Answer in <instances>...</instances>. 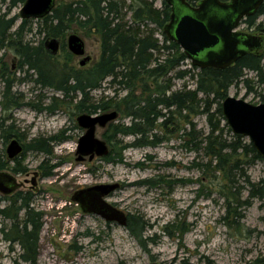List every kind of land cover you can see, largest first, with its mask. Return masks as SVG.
<instances>
[{"label": "rangeland", "instance_id": "1", "mask_svg": "<svg viewBox=\"0 0 264 264\" xmlns=\"http://www.w3.org/2000/svg\"><path fill=\"white\" fill-rule=\"evenodd\" d=\"M69 1L74 0H57V4ZM123 1L120 0L121 3ZM125 1L130 4L129 0ZM149 1L154 2L156 7L162 4V0ZM8 6V1L0 0V14L7 12ZM21 7L12 9L8 17L20 18ZM123 13L128 14L126 7ZM129 19L130 14L126 20ZM20 23L21 18L17 20L16 27ZM33 24L34 28L39 26L37 20ZM71 34H77L84 40L85 56L91 59L84 67H91L100 57L99 39L75 26L68 33L66 44ZM31 38L28 36V39ZM32 39L43 37L36 35ZM59 56V61H63L62 52ZM82 59L74 56L72 64L80 67ZM6 62L10 72L19 80L13 92L22 95L20 97L24 102L31 104L7 110L0 105V125L3 123L5 128L13 126V131L21 136L24 151L14 165L23 171L16 174L12 169L11 174L25 185L21 193L31 191L36 195L31 207L42 214L36 264H256L264 256V208L259 200L250 199V188L240 171L232 175L233 192L239 191L241 203L248 200L251 203L244 207L233 203L243 215L241 220L232 214L227 215L228 205L224 195L231 184L223 175H213L212 168L208 172L206 168L204 171L193 167L197 163H207L208 159L202 151L187 152L181 133L157 147L127 149L124 162L120 164H109L101 159L77 162L78 141L84 131L77 125V115L72 113L74 110L37 111L47 106L51 97H59L60 94L51 88L36 86L31 77H27L26 69H18L19 60L15 55L9 53ZM245 75V79L252 81L255 92L248 94L241 81L229 90V96L258 105L261 95H264V84H258L255 73ZM190 84L193 85V82L190 81ZM183 85L184 81H176L175 89ZM114 90L108 79L92 95L97 99L104 95L113 97ZM124 95L125 92L120 93L121 97ZM123 122L128 124L129 120ZM195 122L200 134L208 131L206 117L200 116ZM105 130H97V137L104 141ZM58 135L66 140L50 143L53 150L50 157L25 149L33 139ZM233 135L231 131L225 137L231 141ZM244 139L250 143L248 138ZM11 140L5 143L0 131V157L5 160ZM122 140L129 144L134 137ZM43 163L54 167L51 176H43L44 170L40 168ZM244 170L251 183L258 184L264 178L263 162L250 163L244 166ZM37 174L40 176L38 190L34 191L31 182ZM106 183L121 185L120 190L106 199L107 202L127 216L137 215L148 223L144 246L126 228L106 222L99 216L84 214L72 201L76 191ZM3 207L5 204L0 202V210ZM23 217L24 212H21L18 218L21 220ZM13 229V220L0 215V264H28L21 258L25 252L20 243L12 241L15 236Z\"/></svg>", "mask_w": 264, "mask_h": 264}, {"label": "trees", "instance_id": "2", "mask_svg": "<svg viewBox=\"0 0 264 264\" xmlns=\"http://www.w3.org/2000/svg\"><path fill=\"white\" fill-rule=\"evenodd\" d=\"M3 1L9 2L8 11L0 14V105L4 110L30 104L24 102L20 97L22 95L13 92L19 80L10 72L6 62L10 53L19 60L18 69H26L27 77H31L36 86L40 89L51 88L60 94L59 97H51L50 103L37 111L52 113L71 108L74 110L73 115L75 113L77 116L83 113H119L118 120L110 123L105 130L109 154L101 160L109 164L123 163L127 149L157 147L181 133L187 152L202 151L208 159L207 163H197L193 167L204 171L206 168L208 172L212 168L213 175H223L231 184L224 195L228 205L227 215L232 214L241 220L243 215L233 203L242 207L251 204L250 200L241 203L239 191L233 192L232 175L235 171H240L241 177L245 178L250 188V199L259 200L264 208V178L258 184L251 183L244 170V166L250 163H264V158L251 142H245V137L233 135L231 141L225 137L232 130L222 110L229 90L239 82L244 83L248 94L255 92L252 81L244 78L245 70H252L258 78V84H264L262 58L251 65L238 63L222 70L192 67L180 46L164 34L171 14L164 1L160 7L149 0H129V5L125 0L122 3L120 0L59 2L52 14L37 20V28H34V20H21L16 27L20 18L8 17L12 9L23 5L26 0ZM124 7L130 14L129 20H126L128 14L123 13ZM75 26L100 41V57L91 67H76L72 64L74 55L68 52L66 37ZM261 28L264 29V24ZM33 34L43 39L34 40ZM28 36L32 38L28 39ZM52 38L62 42L63 61H59V55L52 56L45 48V41ZM108 79L115 89V95L95 98L92 93L100 90ZM176 81H184L183 87L175 89ZM121 92H125L122 97ZM261 101L264 103V95H261ZM200 116L206 117L209 128L203 134L196 129L195 120ZM123 120H129V123L125 124ZM0 131L6 143L10 139L22 141L19 133L13 131V126L5 128L1 123ZM129 136L134 137V141L124 143L122 138ZM65 140L61 135L33 139L26 144L25 149L50 157L53 155L50 143ZM5 166L1 157L0 169ZM40 168L44 170L43 176L49 177L54 167L43 163ZM11 169L16 174L23 171L17 165ZM33 199L32 193H19L14 197L10 209L3 212L5 216L10 214L14 222L12 233L15 236L12 241L20 243L25 252L21 258L28 264H36L43 226L42 214L31 207ZM21 212H24V217L19 220ZM148 227L143 218L128 215L126 229L142 246ZM256 264H264V256Z\"/></svg>", "mask_w": 264, "mask_h": 264}, {"label": "water", "instance_id": "3", "mask_svg": "<svg viewBox=\"0 0 264 264\" xmlns=\"http://www.w3.org/2000/svg\"><path fill=\"white\" fill-rule=\"evenodd\" d=\"M165 2L172 6L173 13L170 22L164 27V34L180 46L192 66L205 70L225 69L251 49V38L233 33V30L242 18L253 15L264 0H231L227 4L220 0H203L196 9L190 8L186 0ZM56 5L57 0H26L21 7L20 18L41 20L52 14ZM44 45L52 56H58L61 52V41L57 38L47 39ZM255 45L261 46L259 42ZM67 48L74 56L83 57L81 67L90 62V57L85 56V42L77 34L69 35ZM222 110L232 132L248 138L264 158V103L253 105L243 99L228 96L222 103ZM118 118L117 111L77 116V125L84 131L78 141L77 162L87 159L92 162L95 158L101 159L109 154V146L97 137V130L107 128ZM23 151L20 141L12 139L7 148L8 158L14 160ZM33 185L36 186L34 182ZM21 186L14 175L0 172V193L10 195ZM120 188L119 183L93 185L76 191L72 201L79 205L84 214L96 215L106 222L126 228L127 214L106 200Z\"/></svg>", "mask_w": 264, "mask_h": 264}, {"label": "flooded vegetation", "instance_id": "4", "mask_svg": "<svg viewBox=\"0 0 264 264\" xmlns=\"http://www.w3.org/2000/svg\"><path fill=\"white\" fill-rule=\"evenodd\" d=\"M162 1L165 2V0H162ZM202 1L203 0H186V3L188 4V6L190 8L196 9V8H198L199 4ZM220 2L223 3V4H227V3H230L231 0H220ZM167 6L171 10L170 19H169V22H170L171 15L173 13L172 12V6L171 5H168V4H167ZM262 10H264V3L259 7V9L253 15H251V16H245L244 18H242L239 21L237 28L233 30V33L242 34L244 36L250 37L251 38L252 47H251L250 50H247L244 54H242L241 56H239L238 60L236 62H234L229 67L235 66L238 63H243V64L251 65L254 61L258 60L259 58H262V66H263V64H264V29L261 28V26L264 24V14H263L264 12L262 13L261 12ZM257 42L260 43V45H261L260 47L255 45V43H257ZM192 67H194V66H192ZM229 67H227V68H229ZM220 70H222V69H220ZM244 73L246 74V73H254V72L252 70L247 69V70H245ZM262 103L263 102L261 101L260 104H262ZM7 148H8V146H7ZM6 154H7V149H6ZM6 154L4 153V157H6ZM5 159H3V157H2V160H4L6 166H5V168L0 169V172H9L11 174V172H12L11 170L12 169L9 168V165L10 166L11 165H14L16 159L10 160L8 158V154H7V160H5ZM95 159H100V158H95ZM15 177L17 178V176H15ZM35 178L36 179H33L32 182H31V184H32V186H34L33 185V182L36 184V186H34V191H37L38 190L37 189V186H38V181L37 180L40 178V176L37 174ZM24 187H25V185L22 184V186L20 188H18L14 193H12L10 195H5L3 193H0V202L3 203V204H5V207H3V210H0L1 211L0 212V215L3 218L8 219V220H12L10 214H8L7 216H5L6 213H3V212H6V211H8V209H10V207L12 206V202H13L14 197L16 195H18L19 193H21V189L24 188ZM30 192L31 191H28V193H30Z\"/></svg>", "mask_w": 264, "mask_h": 264}]
</instances>
